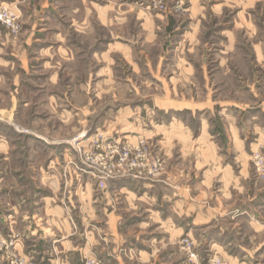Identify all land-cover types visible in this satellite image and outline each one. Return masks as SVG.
<instances>
[{
  "label": "rangeland",
  "instance_id": "1",
  "mask_svg": "<svg viewBox=\"0 0 264 264\" xmlns=\"http://www.w3.org/2000/svg\"><path fill=\"white\" fill-rule=\"evenodd\" d=\"M80 9L70 61L54 55L46 68L38 56L16 113L13 82L2 88L0 137L11 147L0 152L44 158L63 150L45 141L62 142L107 180L135 175L147 196L126 205L118 195V217L133 218L122 236L150 240L144 264H230L213 246L225 233L251 250L240 261L264 264V0H84ZM18 21L19 33L6 29L16 37ZM173 188L213 225L169 240L173 227L157 222L172 209L160 216L158 205ZM236 207L249 212L234 220Z\"/></svg>",
  "mask_w": 264,
  "mask_h": 264
},
{
  "label": "crops",
  "instance_id": "2",
  "mask_svg": "<svg viewBox=\"0 0 264 264\" xmlns=\"http://www.w3.org/2000/svg\"><path fill=\"white\" fill-rule=\"evenodd\" d=\"M70 1L0 0V5L14 9L24 23L20 37L0 28V95L4 94L2 88L6 82H13V93L9 96L13 99L14 113L21 108L18 100L21 82L38 79L35 71L38 56L43 55L40 64L46 68L56 65L54 55L70 61L74 46L69 34H84V28L76 21L83 14L80 7L84 0H78L79 7L72 13ZM66 17L72 19L68 21ZM55 95L59 97L58 94L49 97ZM45 142L49 150L61 147L62 152L48 153L44 158L31 153H10L8 148L0 152V237L12 241L16 254L29 257L36 264H87L90 260L98 264H123V258L125 264H135V247L139 248L137 260L143 264L149 262L155 253L143 244H149L150 240L142 232L122 236L123 226L126 230L128 226L133 228V218L123 223L118 217V195L124 197L126 205L134 204L135 200L144 202L146 192L141 194L135 190L134 181L138 178L126 175L109 179L108 189L101 190L96 177L101 171L91 167L80 155L71 154L70 148L65 147L67 143ZM6 147L11 145L0 137V149ZM173 189L167 207L165 201L158 205L160 216L172 209L171 214L160 217L157 222L163 228L173 227L169 240L171 236L187 234L193 227L196 230L198 226L213 225L211 212H199L196 204L183 202L181 192ZM248 212L245 207H236L229 214L237 220ZM220 235L223 239L213 246L225 258L233 259L230 264H246L239 259L250 257L251 250L233 244L236 240L227 233ZM211 242H215L214 238ZM237 247L244 249L241 255L233 252ZM2 264L10 263L3 261Z\"/></svg>",
  "mask_w": 264,
  "mask_h": 264
},
{
  "label": "built area",
  "instance_id": "3",
  "mask_svg": "<svg viewBox=\"0 0 264 264\" xmlns=\"http://www.w3.org/2000/svg\"><path fill=\"white\" fill-rule=\"evenodd\" d=\"M4 27L12 31L13 33H19L22 30V26L18 21V17L15 13L12 12L11 9L7 6H0V28ZM101 174L96 175L98 179V187L103 190L106 188V181L108 179V175H105L104 172H100ZM104 173V175L102 174ZM191 259H195L196 256L191 254ZM3 261L9 262L10 264H36V262L29 258L23 257L16 254L13 250V242L4 240L0 237V263ZM87 264H98L97 262L90 260Z\"/></svg>",
  "mask_w": 264,
  "mask_h": 264
}]
</instances>
